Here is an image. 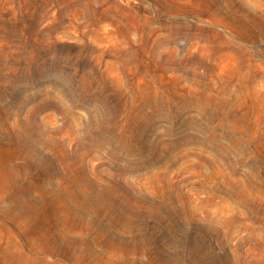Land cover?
I'll return each mask as SVG.
<instances>
[{"label":"rangeland","instance_id":"374dc122","mask_svg":"<svg viewBox=\"0 0 264 264\" xmlns=\"http://www.w3.org/2000/svg\"><path fill=\"white\" fill-rule=\"evenodd\" d=\"M206 1L0 0L1 170L93 186L59 196L88 236L39 218L49 262L264 264V0ZM105 184L141 206L97 219Z\"/></svg>","mask_w":264,"mask_h":264},{"label":"bare ground","instance_id":"6f19581e","mask_svg":"<svg viewBox=\"0 0 264 264\" xmlns=\"http://www.w3.org/2000/svg\"><path fill=\"white\" fill-rule=\"evenodd\" d=\"M171 1L175 2L177 0ZM209 1L210 0H207L206 2H208V4H205V6H208V8H201V12H210L209 6H211V2ZM198 101L202 114L207 115L210 118L216 114H221L224 120L230 118V113H228L227 111H222L221 109H219V106H215L212 108L206 100L202 99ZM129 129H131V127ZM7 161L12 160L9 159L0 161V231L8 234L9 239L5 241L4 246L0 247V264H66L64 261L56 259L49 262V260L39 255L40 252H42V254L44 252L52 253L53 242L51 240L52 238H50V233H52L50 231V226L47 228L44 227L45 229L41 230L37 222L39 221V218H42L43 220H46L48 224H51L50 215L54 216L56 214H61L62 225H64L65 229L71 232L72 230H81V232L83 231V233H86L88 236V234H90L91 232V227L83 224L82 218L75 214L74 210L72 208H69L66 203L59 198V196L61 194H64L66 196H69L71 198V201H73L74 203L86 206L91 203L89 199V193L92 194L93 186H91V184L89 183H83L79 186V191L76 188L74 189V187L78 185V182L81 179L79 176L80 174L75 173L73 169H67L66 172L69 177L64 178V176H61L60 182H58L60 191L58 190L56 193H50L48 192V176L38 173L35 175L36 177H30L32 174L30 176L23 177L18 176L16 172H7L6 170L2 171L1 167H3ZM28 182L32 191L34 190L39 194V196H42V206H46L43 212H39L37 206L30 204L28 196L29 194L27 191ZM119 191L120 190L117 189L115 185L111 184H105L102 187V190L100 191L102 196L101 203H99L100 208L97 209V213L95 212L97 214V219L101 220L103 218H107L112 210H116L117 215L114 218H110L111 224H116L121 219V215H123V213L127 214V211H130L126 208V206H131L132 204H135V206L137 207L141 206L137 201L133 202L131 197H123L124 202L120 201L118 198L110 197L111 194L120 196L122 194V191ZM181 212H184L183 209L181 210ZM34 222L35 226L33 228H25L27 224ZM92 223L94 222L92 221ZM96 227L99 228L98 224ZM20 233L25 235L27 241L26 245L18 241V235ZM102 235V233H97L96 237H101ZM109 249H111L115 253L121 248L117 246H109ZM65 259L68 258L65 257ZM73 261H75V264H78L79 262L78 259H73Z\"/></svg>","mask_w":264,"mask_h":264}]
</instances>
